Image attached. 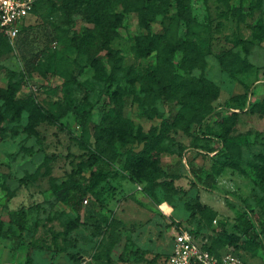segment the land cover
<instances>
[{
	"label": "rangeland",
	"instance_id": "obj_1",
	"mask_svg": "<svg viewBox=\"0 0 264 264\" xmlns=\"http://www.w3.org/2000/svg\"><path fill=\"white\" fill-rule=\"evenodd\" d=\"M63 2L0 32V264H164L180 230L264 264V0ZM162 121L157 160L135 161ZM70 177L78 218L52 193Z\"/></svg>",
	"mask_w": 264,
	"mask_h": 264
},
{
	"label": "trees",
	"instance_id": "obj_2",
	"mask_svg": "<svg viewBox=\"0 0 264 264\" xmlns=\"http://www.w3.org/2000/svg\"><path fill=\"white\" fill-rule=\"evenodd\" d=\"M80 1L88 2L89 0H64L62 5L64 7H72ZM177 3H178V6L181 7L182 10L186 9V6L184 4V0H177ZM38 4H39V0L35 4L33 13L36 11ZM21 29H22V27H21ZM2 35L4 38H6L4 34H2ZM161 41H162L161 34H148V35H146V37L142 41V54H143V56H149L153 51H158ZM170 51H173V50L170 49ZM106 53H107L108 57L110 59H112L113 61L117 60V56H115V52H113L111 49H108ZM94 68H95V74L101 80L108 81L109 87H111V85L115 82V77L112 74L106 75L103 68H102V64L100 62H96V64L94 65ZM150 73L152 76L156 77L155 71L153 68L150 71ZM193 87H194V90L196 91L197 94H211V95L217 94V89L215 88V86L213 84L208 83L205 80H201V81L197 80ZM151 91H153V89ZM164 91L165 90L163 88V90H161L159 92V94H163ZM2 93H3V96L5 98L6 105L13 106L15 108V111H17L18 109L20 110V109L24 108L23 107L24 102L22 100H19L18 102H16L14 100L13 89L11 86H8L6 89L2 90ZM109 97H110L109 99H111V94ZM262 105L264 108V102L262 103ZM104 106L106 108H109V101L104 103ZM179 113H181V112H179ZM165 124H166L165 121H162V126H160V128H159V130H160L159 132H154L151 136H143L141 139L144 141V148H142L141 150H138V151H134L133 149H130L127 152L128 155L130 157H133L135 159V161H137V162H143L146 160L147 152L151 151L150 155L153 156V159H155V161H156L157 160V152L154 149L158 146L159 141L162 139V137L165 133V131H164L165 130L164 129ZM96 137H97V140H99L102 137L101 130H98ZM220 137L225 139L227 136L225 134L224 135L221 134ZM96 159H98V158L94 157V160H96ZM91 177H93V174H91ZM145 180L147 181L146 189H152L155 186L156 180L153 177L152 173H148L145 176ZM81 189H82V185L79 183V181L77 179H75L74 177H70L68 180H65L59 184H55L52 188V193L58 201H60L64 205L71 206L72 209L77 214V218H78L80 209H79V206L76 204L75 201H73L72 198H73V194L75 192H78ZM79 201H80V199L77 202H79ZM0 233H2L1 222H0ZM193 234L195 236H197L195 233H193ZM203 247L208 249L211 253L219 255L214 250H212L209 246H206L204 243H203Z\"/></svg>",
	"mask_w": 264,
	"mask_h": 264
},
{
	"label": "built area",
	"instance_id": "obj_3",
	"mask_svg": "<svg viewBox=\"0 0 264 264\" xmlns=\"http://www.w3.org/2000/svg\"><path fill=\"white\" fill-rule=\"evenodd\" d=\"M38 0H0V32L10 41L18 37L21 27L33 14ZM87 201L84 198V202ZM172 250L164 264H241L232 254L211 253L203 247L200 237L187 230H180L172 237Z\"/></svg>",
	"mask_w": 264,
	"mask_h": 264
}]
</instances>
